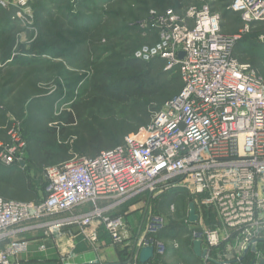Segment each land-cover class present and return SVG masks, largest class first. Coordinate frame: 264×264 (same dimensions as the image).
Segmentation results:
<instances>
[{
    "label": "built area",
    "instance_id": "2783aa9c",
    "mask_svg": "<svg viewBox=\"0 0 264 264\" xmlns=\"http://www.w3.org/2000/svg\"><path fill=\"white\" fill-rule=\"evenodd\" d=\"M200 1L182 16L172 9L150 10L146 24L156 27L159 42L137 51L139 58L159 56L167 62L166 69L178 68L183 81L178 96L118 147L46 168L41 202L0 197V264H22L29 243H3L22 231L17 227L39 221L34 228L46 229L45 237H50L63 227L89 226L102 219L118 247L123 224L119 217L106 215L135 196L170 188L186 189L197 206V225L189 231L193 242H202V264H264V257H247L264 243V78L234 56L241 34L264 24V0H230L227 9L243 23L239 35L221 33V17L208 5L216 0ZM258 39L264 42V29ZM11 136L17 146L0 154L7 166L22 161L17 148L24 147L17 132ZM83 206L88 211L80 214L77 210ZM204 219L213 224L202 225ZM165 225L164 216H147L130 264H140L142 248L152 247L154 258L165 255L167 244L157 238ZM223 245L227 251L212 257ZM152 260L146 264H155Z\"/></svg>",
    "mask_w": 264,
    "mask_h": 264
},
{
    "label": "trees",
    "instance_id": "16d2710c",
    "mask_svg": "<svg viewBox=\"0 0 264 264\" xmlns=\"http://www.w3.org/2000/svg\"><path fill=\"white\" fill-rule=\"evenodd\" d=\"M190 4L201 3L199 0L183 6L165 3L152 10L163 12L172 9L182 16ZM227 6L221 16V33L234 35L242 26V21ZM210 10L217 13L218 8L210 7ZM90 29L88 42L91 55L83 65L88 70L86 85L80 98L59 114L56 112L58 99L55 93L45 91L43 87L44 72H54L57 67L44 68L34 64L33 59H16L11 62L14 66H0V154L17 146L11 133L17 132L24 142V147L17 148L23 165L18 160L8 166L0 161L1 198L18 203L41 202L46 187L44 170L51 167L53 156L67 162L75 156L94 158L103 151L112 150L121 145L126 136L148 125L154 113L181 92L183 81L177 67L166 69L167 62L159 56L147 60L137 58L135 53L143 47L135 48L124 39L121 40L124 45H117L116 34L120 29L115 17L100 18ZM261 29H264V24L255 26L254 31ZM150 40L152 43L146 47H153L159 42L158 32L156 38L151 37ZM38 49L39 43L35 39L27 54ZM11 50V46L6 47L3 60H9ZM234 56L240 62L249 63L264 78L262 59L236 48ZM115 102L124 105L126 115L100 116L92 112L98 104ZM31 171H39L38 176L34 178ZM180 193L176 192L177 195L170 198L169 203L182 207L185 198ZM191 203L194 204L192 197L187 203L183 224L168 223L165 218L166 225L157 238L167 244V251L164 256L155 257L153 263L202 264V259L193 252L189 231V226L194 225L189 220ZM194 207L197 210L195 204ZM117 213H123L122 208ZM259 246L264 250V243ZM221 248L224 251L225 245L218 249ZM218 249L212 251V257L223 254ZM134 253L135 250L130 256Z\"/></svg>",
    "mask_w": 264,
    "mask_h": 264
},
{
    "label": "rangeland",
    "instance_id": "374dc122",
    "mask_svg": "<svg viewBox=\"0 0 264 264\" xmlns=\"http://www.w3.org/2000/svg\"><path fill=\"white\" fill-rule=\"evenodd\" d=\"M20 1L0 0V66H14L11 62L16 59H33L36 62L34 64L42 65L44 68L57 67L54 72H44L43 87L45 91L55 93L58 99L56 112L59 114L61 110H67L72 103L80 98L86 85L88 70L83 65L87 57L91 55L88 35L94 22L106 16L115 17L118 20L120 29V32L116 34L117 45H124L123 41H121L124 39L132 43L135 48H142L152 43L150 38H156L157 35L156 27L152 24H146L150 10L165 3L183 6L194 0H26L25 2L27 3L25 5H21ZM1 2H4L5 5H1ZM199 2L201 3L200 0ZM208 5L211 8H218L216 12L221 17L224 10H226L228 0L212 1L208 2ZM242 27L243 23L234 35H239ZM254 29L251 28L249 32L241 34L240 38L235 42V48L240 52L249 53L262 59L264 63V42L258 39L263 29L259 32L254 31ZM35 39L39 43V49L28 55L27 53H30L31 44ZM7 46H11L12 50L9 60H3V53ZM92 112L100 116L126 115L124 105L118 102L98 104L92 109ZM64 163L66 161L58 160L54 156L50 161L51 167H59ZM38 173L39 171H31V175L34 178L38 176ZM2 186L3 183L0 181V189ZM183 190L178 191L172 188L161 190L159 193L157 191L151 196L146 194L138 195L122 202L110 214L106 215V217L111 216V214L119 217L123 224V242L118 246L119 249L126 251V247L130 246L128 244L130 241L131 245H133V241L137 242L140 239L144 234L145 219L153 212H158V214L164 216L168 223L183 224L188 207L187 203L190 198L188 191L186 189ZM176 192H181L180 196L185 198L182 207L169 203L170 198L178 194ZM121 208L123 213H117ZM82 209L80 208L77 211L82 214L84 212ZM129 214V218L137 227H135L136 230H133V232L138 234L136 239H133L135 234L125 220V217ZM68 215H64L62 218ZM39 223L41 221L37 222V224ZM93 223L102 226L109 236L102 219L94 220L91 225ZM201 223L204 226L213 224V222L208 223V219L207 223L205 219ZM91 225H74L76 227V235L87 240L93 249L98 250L101 245L98 242L97 235L94 232L87 233V228ZM196 225H190L189 230ZM17 228H22V225ZM64 228L66 227L62 228L60 234L55 231L50 235L62 246L65 244L64 239H67H62L64 234L67 237L73 235L70 232H64ZM41 230L43 235H45L46 229ZM92 237H95V241L91 240ZM22 239V236L6 238L4 244L11 240ZM110 243L115 247L112 241ZM229 246L232 248L234 243H230ZM42 247L45 248L44 245ZM259 247L256 248V253L252 252L250 256L264 257V250L258 249ZM218 250L222 251V248ZM226 251L227 249L225 248L222 252L225 253ZM232 252L231 250L229 254H232ZM62 255L61 257L69 259V257L74 256V253L72 249H63ZM167 263L171 264V262ZM122 264L130 263L126 259ZM172 264H175V261H172Z\"/></svg>",
    "mask_w": 264,
    "mask_h": 264
},
{
    "label": "crops",
    "instance_id": "0c3cea01",
    "mask_svg": "<svg viewBox=\"0 0 264 264\" xmlns=\"http://www.w3.org/2000/svg\"><path fill=\"white\" fill-rule=\"evenodd\" d=\"M82 208V211L86 212L89 207L83 206ZM129 216L130 214L125 217V220L133 232L137 227L133 224ZM34 225L38 224L34 222L22 225V228H20L22 231L16 235L22 236V240H26L29 243L28 253L21 257L22 264H63V262L69 264H122L123 261L131 258L130 255L137 246V242L133 241V245H131L130 241L128 243L130 246L126 247V251L119 249V247H113L106 231H104L102 226L95 223L87 228V233L94 232L97 235L98 242L101 245L98 250L93 249L87 240L77 236L76 227L74 226L63 229L64 232H70L73 235L67 237L64 234L62 239H67H64L65 244L62 246L58 244L55 238L44 237L45 235H43L42 230L34 228ZM133 233L135 234H133V239H136L138 234ZM42 245L45 248H42ZM63 249H72L74 256L63 260V258L65 259V257H61L63 256Z\"/></svg>",
    "mask_w": 264,
    "mask_h": 264
},
{
    "label": "water",
    "instance_id": "95a60500",
    "mask_svg": "<svg viewBox=\"0 0 264 264\" xmlns=\"http://www.w3.org/2000/svg\"><path fill=\"white\" fill-rule=\"evenodd\" d=\"M183 54H179V58H182ZM20 163L23 165L22 161ZM189 220L190 222L194 223L197 221V214L194 207V204L191 203L189 205ZM193 252L196 257H203V250H202V242L201 241H194L193 242ZM154 259V249L152 247L142 248L139 253V263L146 264L148 261Z\"/></svg>",
    "mask_w": 264,
    "mask_h": 264
},
{
    "label": "clouds",
    "instance_id": "9594fccd",
    "mask_svg": "<svg viewBox=\"0 0 264 264\" xmlns=\"http://www.w3.org/2000/svg\"><path fill=\"white\" fill-rule=\"evenodd\" d=\"M135 55L139 58L141 56V53L140 52H137V53H135ZM145 59H147V57H145Z\"/></svg>",
    "mask_w": 264,
    "mask_h": 264
}]
</instances>
